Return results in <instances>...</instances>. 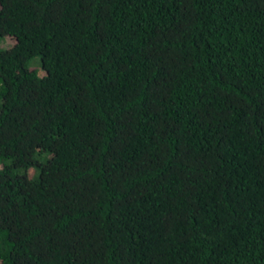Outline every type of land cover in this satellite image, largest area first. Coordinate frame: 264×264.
Instances as JSON below:
<instances>
[{
	"label": "trees",
	"instance_id": "trees-1",
	"mask_svg": "<svg viewBox=\"0 0 264 264\" xmlns=\"http://www.w3.org/2000/svg\"><path fill=\"white\" fill-rule=\"evenodd\" d=\"M6 38L0 264H264V0H0Z\"/></svg>",
	"mask_w": 264,
	"mask_h": 264
},
{
	"label": "rangeland",
	"instance_id": "rangeland-1",
	"mask_svg": "<svg viewBox=\"0 0 264 264\" xmlns=\"http://www.w3.org/2000/svg\"><path fill=\"white\" fill-rule=\"evenodd\" d=\"M14 41L12 39H8L6 38L1 44L0 46L3 47L5 45H9V44H12ZM39 65L40 64V61L37 57H33L31 60H30V67H33V65ZM39 70V74L42 73L41 69H38Z\"/></svg>",
	"mask_w": 264,
	"mask_h": 264
}]
</instances>
